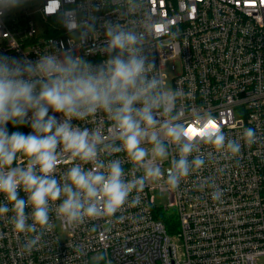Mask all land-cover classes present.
Wrapping results in <instances>:
<instances>
[{
	"label": "built area",
	"instance_id": "1",
	"mask_svg": "<svg viewBox=\"0 0 264 264\" xmlns=\"http://www.w3.org/2000/svg\"><path fill=\"white\" fill-rule=\"evenodd\" d=\"M91 3L100 36L89 38L74 55L99 64L106 55L91 49L103 43L100 25L123 18L120 0ZM83 4L26 0L0 16V55L36 61L53 50L70 48L74 38L61 14L69 9L83 14ZM141 15L151 21L146 43L157 71L172 89L191 93L178 102L181 110L210 113L229 139L241 143V152L231 158L217 153L177 189L163 180L149 183L140 204L125 205L110 223L105 218L65 227L53 212V230L31 252L21 254L25 234L17 235L0 220V264H264V0H143ZM97 119L106 126L102 114ZM78 123L95 127L97 121ZM190 126L195 131L189 133L199 136L201 128ZM7 128L9 133L31 132L28 125ZM246 128L256 133L252 145L241 139ZM202 151L214 150L202 145ZM175 155L170 151L162 163L165 178ZM123 167L127 173L132 165L125 162ZM205 180L215 188L202 187ZM216 189L222 193L218 201L212 199ZM157 196L166 202L157 203ZM161 212L175 215L176 232L168 230ZM98 256L104 259H95Z\"/></svg>",
	"mask_w": 264,
	"mask_h": 264
},
{
	"label": "clouds",
	"instance_id": "2",
	"mask_svg": "<svg viewBox=\"0 0 264 264\" xmlns=\"http://www.w3.org/2000/svg\"><path fill=\"white\" fill-rule=\"evenodd\" d=\"M25 3L0 0V16ZM120 3L123 20H104L103 43L91 49L106 55L99 64L74 55L89 38L100 36L91 0L81 5L83 14L77 9L61 14L74 38L70 48L61 46L36 61L0 55V196L5 201L0 220L17 235L25 234L21 254L53 230V212L65 227L105 218L110 223L125 205L140 204L149 183L163 180L177 189L217 153L231 158L241 152L238 140L212 127L210 113L181 110L178 102L191 93L169 87L150 58L151 21L141 15L143 0ZM101 114L106 126L97 119ZM89 118L97 121L95 127L78 123ZM9 123L28 125L31 132L9 133ZM193 123L201 128L197 137L186 131ZM241 139L252 145L256 133L246 128ZM202 145L214 151L204 152ZM172 150L176 155L165 178L162 163ZM125 162L132 165L127 173ZM62 164L70 166L61 170ZM201 186L215 188L207 180ZM221 196L219 189L212 192L213 200Z\"/></svg>",
	"mask_w": 264,
	"mask_h": 264
},
{
	"label": "trees",
	"instance_id": "3",
	"mask_svg": "<svg viewBox=\"0 0 264 264\" xmlns=\"http://www.w3.org/2000/svg\"><path fill=\"white\" fill-rule=\"evenodd\" d=\"M10 124V127L11 129H15V127L11 124ZM160 218L166 223V225L168 226V230L171 232V233H174L176 232L177 230V223H176V217L173 213H167V212H161L160 213Z\"/></svg>",
	"mask_w": 264,
	"mask_h": 264
},
{
	"label": "rangeland",
	"instance_id": "4",
	"mask_svg": "<svg viewBox=\"0 0 264 264\" xmlns=\"http://www.w3.org/2000/svg\"><path fill=\"white\" fill-rule=\"evenodd\" d=\"M166 198L165 199H163L162 197H160V196H157L156 197V201H157V203H165L166 202ZM178 227V226H177ZM177 231V230H176Z\"/></svg>",
	"mask_w": 264,
	"mask_h": 264
},
{
	"label": "snow or ice",
	"instance_id": "5",
	"mask_svg": "<svg viewBox=\"0 0 264 264\" xmlns=\"http://www.w3.org/2000/svg\"><path fill=\"white\" fill-rule=\"evenodd\" d=\"M212 127L213 128H216V127H218V125H216L215 123H213L212 124ZM194 131H195V129L190 126L189 129H188V132H194Z\"/></svg>",
	"mask_w": 264,
	"mask_h": 264
}]
</instances>
